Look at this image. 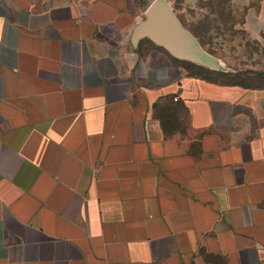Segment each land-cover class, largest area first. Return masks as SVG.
<instances>
[{
	"label": "crops",
	"instance_id": "0c3cea01",
	"mask_svg": "<svg viewBox=\"0 0 264 264\" xmlns=\"http://www.w3.org/2000/svg\"><path fill=\"white\" fill-rule=\"evenodd\" d=\"M151 1L0 0V264H264V86L134 47Z\"/></svg>",
	"mask_w": 264,
	"mask_h": 264
},
{
	"label": "rangeland",
	"instance_id": "374dc122",
	"mask_svg": "<svg viewBox=\"0 0 264 264\" xmlns=\"http://www.w3.org/2000/svg\"><path fill=\"white\" fill-rule=\"evenodd\" d=\"M243 1L246 5L254 4V0H239V9L236 15L231 8V0H212L203 4L205 13L203 16H193V25L197 32L201 34L204 47L212 51L216 57H219L221 64L228 70L238 71L239 74L245 75L241 77L238 74L235 76L215 74L209 76L214 79L216 83L229 85L233 82L244 83L247 85L261 84L264 86V77H253L247 73H254L255 75L264 74V45L255 44L248 40L243 31L239 28L241 6ZM212 10V11H211ZM219 10L221 19L225 22V29L219 25L218 32L213 28L217 26L211 21L215 19L218 21L215 11ZM213 15L211 12H213ZM201 18V19H200ZM230 22H236L234 27H230ZM236 25H238L236 27ZM188 73H195L198 76H204L193 68H186ZM254 78V79H253Z\"/></svg>",
	"mask_w": 264,
	"mask_h": 264
},
{
	"label": "water",
	"instance_id": "95a60500",
	"mask_svg": "<svg viewBox=\"0 0 264 264\" xmlns=\"http://www.w3.org/2000/svg\"><path fill=\"white\" fill-rule=\"evenodd\" d=\"M142 39L166 51L173 58L206 68L226 71L215 55L207 52L197 38L180 22L167 0H152L143 18L134 25L131 44L137 47Z\"/></svg>",
	"mask_w": 264,
	"mask_h": 264
},
{
	"label": "trees",
	"instance_id": "16d2710c",
	"mask_svg": "<svg viewBox=\"0 0 264 264\" xmlns=\"http://www.w3.org/2000/svg\"><path fill=\"white\" fill-rule=\"evenodd\" d=\"M210 1H212V0H208L207 2H210ZM205 2H203V4H204ZM202 4V5H203ZM212 11V10H211ZM213 13H214V11L213 12H211V14L213 15ZM215 13L217 14V18H218V21L217 20H215V19H212V23L213 24H215V25H217V26H214L213 25V28H215V30L218 32V30H219V25L220 26H223V28L225 29V27H224V25H225V22H223L222 21V19H221V13L219 12V10H217V11H215ZM235 23L236 22H230V27L232 28V27H234V25H235ZM199 26V24L195 27V25H193V27H192V29H193V31H190L187 27V29L197 38V40L200 42V44H201V46L207 51V52H209L210 54H212V55H214V53L212 52V51H209V50H207L205 47H204V43H203V41H202V37H201V34L199 33V32H197V30L195 29V28H200V27H198ZM165 53L166 54H168L166 51H165ZM169 55V54H168ZM170 56V55H169ZM172 59H174L175 61L177 60H179V59H176V58H173L172 56H170ZM219 58V57H218ZM180 61H183V60H180ZM185 62V64H187L188 65V67H190V68H193V69H195L196 71H198L199 73H202V74H204V76H200V77H202L203 79H206V80H208V81H215L214 79H212V78H210L209 76H211V75H215V74H220V75H228V76H235V74H238V76L239 75H241V77H244L245 75H243L242 76V74H239V72L238 71H233V70H226V71H217V70H212V69H209V68H206V67H204V66H201V65H197V64H194V63H192V62H188V61H183V63ZM193 75H197V74H195V73H192ZM247 74H249V75H253V77L254 76H256L255 78H257V77H264V74H262V73H259V74H257V75H255L254 73H247ZM254 79V78H253ZM231 84H240V85H247V84H244V83H238V82H233V83H231ZM251 85V84H250ZM257 85V84H256ZM259 85H261V84H259Z\"/></svg>",
	"mask_w": 264,
	"mask_h": 264
}]
</instances>
